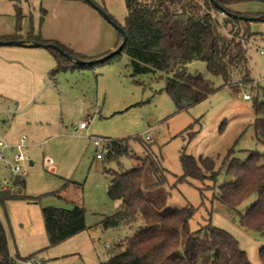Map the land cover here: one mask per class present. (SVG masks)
I'll use <instances>...</instances> for the list:
<instances>
[{"label": "rangeland", "instance_id": "1", "mask_svg": "<svg viewBox=\"0 0 264 264\" xmlns=\"http://www.w3.org/2000/svg\"><path fill=\"white\" fill-rule=\"evenodd\" d=\"M15 5L23 13L20 33L24 37L46 35L92 60L91 64L57 76L65 126L42 138L26 135L23 151L34 165L30 166L29 161L21 164L27 171L23 182L17 184L14 179L8 188L15 194L38 198L39 202L0 203V219L9 245L14 248L16 243L23 252L25 246L20 245L33 239L38 247L34 254L44 264L108 261L111 252L144 224L140 219L133 226L102 228L104 217L115 214L120 206L107 194L112 173L129 172L141 165L148 147L162 170V178L155 185L159 179L152 165L147 163L143 168V182L152 204L159 210L193 207L196 213L189 223L191 231L212 224L232 235L252 264H263L260 251L264 239L240 225L241 216L257 197H249L236 209L221 203L220 197L233 182L228 173L233 161L245 162L250 153L256 152L264 164V140L257 139L253 126L254 105L264 101V21L241 23L257 34L246 43L253 83L227 87L221 77L208 71L205 62L193 61L187 65L188 74L211 81L217 91L199 104L177 111L165 92L167 79L173 74L157 71L135 76L130 59L124 54L114 63L102 62L119 47L120 41L119 32L102 12L112 17L116 25L124 26V0H27L20 4L0 0V35L17 32ZM235 5L243 12L264 13V0L238 1ZM245 95L250 99L246 100ZM83 121L88 122V127L80 130ZM94 137L128 139L131 152L118 161H109L104 151V159L98 160ZM29 150L33 153L28 154ZM3 156L11 162L14 151L4 150ZM185 158L194 160L196 175H186ZM207 168L212 171L207 172ZM8 177L12 178L10 170L2 163L0 181ZM64 180H70L66 200L57 195ZM67 202L70 207L72 203L84 206L89 231L80 235L78 244L65 243L49 249L42 209L59 208ZM54 250L59 254L55 259Z\"/></svg>", "mask_w": 264, "mask_h": 264}, {"label": "trees", "instance_id": "2", "mask_svg": "<svg viewBox=\"0 0 264 264\" xmlns=\"http://www.w3.org/2000/svg\"><path fill=\"white\" fill-rule=\"evenodd\" d=\"M10 1L20 4L27 0ZM215 1L225 12L216 8L211 0H124L127 16L121 27L127 34V42L121 53L102 62L114 63L124 54L130 59V67L135 76L157 71L173 74V77L167 79L165 92L174 101L177 111L199 104L217 91L211 81L188 74L187 65L193 61L205 62L208 71L221 77L227 87L253 83L246 43L257 34L241 24L249 21L228 15L232 13L242 16L230 7L244 0ZM15 7L17 32L0 37V40L24 39L20 33L23 13L18 5ZM119 38L120 45L123 42L120 33ZM27 40L58 46L64 53L85 62L92 60L61 43L46 40L40 34H29ZM45 50L57 62L53 75L74 71L80 66L70 62L53 47ZM254 110V130L257 139L262 141L264 101L255 103ZM110 147L114 154H106L109 161H118L131 152L128 139L112 141ZM145 149L148 155L141 159V165L129 172L112 173L107 194L112 201L119 202L120 206L115 214L104 217L102 228L108 230L120 225L133 226L140 219L144 224L111 252L108 261L100 264H252L238 241L224 230L207 224L191 231L189 223L196 213L193 207H166L159 210L152 204L146 194L143 168L147 163L152 165L159 179L155 185L162 178V170L153 158L151 149ZM184 164L187 176L196 175L197 169L192 158H185ZM208 171L212 169L207 168ZM228 173L233 177V182L225 187L220 202L230 209H236L255 195L257 199L241 216L240 225L246 230L258 232L264 239V164L261 163V155L253 152L245 162L233 161ZM22 182L18 179L17 184ZM57 195L60 197V192ZM10 200H26L34 204L39 202L38 198L15 194L10 189H0V203L5 205ZM42 216L48 239L47 248H54L89 230L85 208L81 205H75L72 209L45 207ZM16 258L20 257L10 254L7 232L0 219V264H15ZM260 258L264 264V248L260 251Z\"/></svg>", "mask_w": 264, "mask_h": 264}, {"label": "crops", "instance_id": "3", "mask_svg": "<svg viewBox=\"0 0 264 264\" xmlns=\"http://www.w3.org/2000/svg\"><path fill=\"white\" fill-rule=\"evenodd\" d=\"M230 9L243 15H264V13L240 11L237 9V5H233ZM5 36L11 35H0V37ZM43 38L48 39L46 35ZM56 68L55 58L45 49L0 47V140H3L7 145L19 144L21 138L28 134L33 136L35 134V138L36 135L42 138L48 136L49 132L65 126L63 97L57 83V76L61 73L52 74ZM31 153L33 151L29 150L28 154ZM31 162L30 166H33V160L29 159V163ZM67 181L69 180H64L63 188L59 191V198L62 200H66ZM69 204L67 202L65 206L59 205V208L72 209L71 207L76 205L72 203L70 207ZM81 234L62 244L73 242L78 244ZM14 245V248L9 245L10 254L20 258L36 255L34 253L38 248L34 246L33 239L20 245L21 248L25 246L23 252H20L16 243ZM27 247L29 249H26ZM54 251L52 258L59 255L57 250Z\"/></svg>", "mask_w": 264, "mask_h": 264}, {"label": "built area", "instance_id": "4", "mask_svg": "<svg viewBox=\"0 0 264 264\" xmlns=\"http://www.w3.org/2000/svg\"><path fill=\"white\" fill-rule=\"evenodd\" d=\"M261 54H263V52H261ZM244 98L246 100H249L250 96L245 95ZM87 126H88V122H83L80 124L79 128L80 130H84L87 128ZM25 141H26V136H23L19 144L15 146H9L3 140H0V165L2 163H6L12 176V178L8 177L0 181V189L2 190L9 189L8 187L9 185L12 184L14 179L16 180L19 179L22 182L23 181L22 176L27 173V171L23 169L21 165L24 162L29 161V158L26 156V154L23 151L26 148ZM111 142L112 141L109 139H102L98 137L92 138L93 145L99 149V152L96 155V158L98 160L104 159V154H103L104 151L106 153L114 154L113 149L110 147ZM7 149H11L12 151H14L13 160L11 162L7 161L3 156L4 150ZM15 264H44V262L36 255H33L26 258H16Z\"/></svg>", "mask_w": 264, "mask_h": 264}, {"label": "water", "instance_id": "5", "mask_svg": "<svg viewBox=\"0 0 264 264\" xmlns=\"http://www.w3.org/2000/svg\"><path fill=\"white\" fill-rule=\"evenodd\" d=\"M89 1V0H88ZM211 2L214 4V6L220 10H222L223 12H225L224 8L222 6H220L215 0H211ZM98 9V8H97ZM99 10V9H98ZM102 15L104 16V18L111 23L116 29L117 31L122 35L123 37V42L119 45V47L111 54V56L119 54L122 52L126 42H127V34L124 31V29L121 26L116 25L110 18V16L104 12H102ZM229 16H231L232 18H238L242 21H264V15L258 16V17H247V16H238L236 14H232V13H228ZM22 47V48H41V49H47L48 47H53V49H55L56 51H58L61 55L65 56L70 62H72L73 64L76 65H86V64H91L90 62H85L82 60H79L77 58H74L66 53H64V51L62 49H60L58 46H48L46 44H42L39 42H34V41H30L27 39H23V40H0V47ZM110 56V57H111ZM32 164V162L30 163Z\"/></svg>", "mask_w": 264, "mask_h": 264}]
</instances>
